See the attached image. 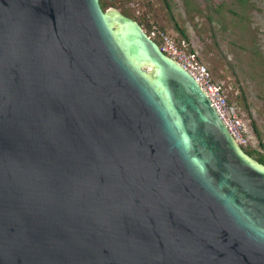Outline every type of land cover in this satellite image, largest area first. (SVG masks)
<instances>
[{
	"label": "water",
	"instance_id": "water-1",
	"mask_svg": "<svg viewBox=\"0 0 264 264\" xmlns=\"http://www.w3.org/2000/svg\"><path fill=\"white\" fill-rule=\"evenodd\" d=\"M0 264H264V164L99 0H0Z\"/></svg>",
	"mask_w": 264,
	"mask_h": 264
},
{
	"label": "rangeland",
	"instance_id": "rangeland-1",
	"mask_svg": "<svg viewBox=\"0 0 264 264\" xmlns=\"http://www.w3.org/2000/svg\"><path fill=\"white\" fill-rule=\"evenodd\" d=\"M100 2L104 11L116 9L146 33L165 32L177 41L184 39L249 124L251 158L264 155V0Z\"/></svg>",
	"mask_w": 264,
	"mask_h": 264
},
{
	"label": "built area",
	"instance_id": "built-area-1",
	"mask_svg": "<svg viewBox=\"0 0 264 264\" xmlns=\"http://www.w3.org/2000/svg\"><path fill=\"white\" fill-rule=\"evenodd\" d=\"M146 34L157 43L166 56L175 60L194 78L212 103L235 143L241 148L251 145L249 124L245 122L237 106L227 98L225 88L215 80L211 70L198 53L188 49L184 39L177 41L165 32L151 31Z\"/></svg>",
	"mask_w": 264,
	"mask_h": 264
},
{
	"label": "trees",
	"instance_id": "trees-1",
	"mask_svg": "<svg viewBox=\"0 0 264 264\" xmlns=\"http://www.w3.org/2000/svg\"><path fill=\"white\" fill-rule=\"evenodd\" d=\"M99 3H100L101 8L104 10V5L100 2V0H99ZM244 150L249 155H251L254 152L253 151L254 150L253 147H247V149H244ZM257 161L262 163V164H264V155H259L257 157Z\"/></svg>",
	"mask_w": 264,
	"mask_h": 264
}]
</instances>
